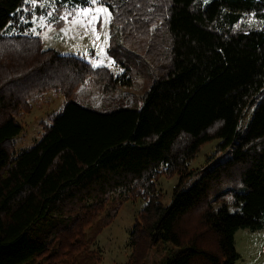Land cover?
Listing matches in <instances>:
<instances>
[{
  "label": "trees",
  "instance_id": "16d2710c",
  "mask_svg": "<svg viewBox=\"0 0 264 264\" xmlns=\"http://www.w3.org/2000/svg\"><path fill=\"white\" fill-rule=\"evenodd\" d=\"M98 1L111 14L112 40L149 38L153 75L134 109L102 113L69 100L85 83L103 95L128 85L127 66L115 75L24 34L32 11L72 12L90 0H0V264H80L135 199L144 205L124 264H148L161 245L169 256L155 264H235V232L264 227V0ZM50 90L68 101L32 147L13 151L15 118ZM213 140V156L230 149V157L183 189ZM175 175L165 203L157 181Z\"/></svg>",
  "mask_w": 264,
  "mask_h": 264
},
{
  "label": "rangeland",
  "instance_id": "374dc122",
  "mask_svg": "<svg viewBox=\"0 0 264 264\" xmlns=\"http://www.w3.org/2000/svg\"><path fill=\"white\" fill-rule=\"evenodd\" d=\"M45 5H48L46 3ZM55 6L42 13L35 14L32 11L31 18L26 20L24 34L37 37L41 40L44 49H52L61 55H72L88 62L92 67L94 63L103 61L98 67H106L113 74H121L124 65L128 67L131 82L128 85L119 86L116 90L103 95L91 83L81 85L69 98L83 107H98L100 112H110L117 109H134L135 100L142 95L151 82L152 66L148 57L149 38L116 37L112 40L110 32L111 15L109 22L104 23L105 17L100 16L96 23L87 26L90 17H77L76 12L83 9L97 7L106 8L98 0L84 8H67ZM33 9V6H32ZM107 9V8H106ZM109 12V11H108ZM51 13V15H49ZM67 17V19H61ZM73 19H82L83 24H73ZM87 26V27H86ZM95 28V33L92 31ZM32 29H35L33 32ZM99 35L100 39H96ZM106 41V42H105ZM104 49V55L100 49ZM110 61L113 62L110 64ZM105 96V100L103 99ZM68 100L58 91L50 90L30 100L31 110L19 114L15 120L22 127L12 143L15 152L32 147L41 137L43 127L51 124L52 117L57 114L62 105ZM252 114V108L248 106L241 118L237 129L246 128ZM217 140L203 144L190 164L192 175L184 182L183 189L190 188L202 174L212 166L227 160L230 157V149L213 156ZM178 176H161L157 181V188L163 194V202H168L173 188L178 184ZM115 205L110 201L107 210ZM144 205L142 199L129 200L122 204L117 216L106 227H103L93 242L87 247V252H81L78 256L80 264H124L130 254L127 246L129 234L134 224V218ZM100 228L98 222L91 224L85 231L86 238ZM234 249L238 254L235 264H264V227L261 229H239L234 234ZM169 245H161L153 248L148 257V264H155L169 256Z\"/></svg>",
  "mask_w": 264,
  "mask_h": 264
},
{
  "label": "snow or ice",
  "instance_id": "6c2138e0",
  "mask_svg": "<svg viewBox=\"0 0 264 264\" xmlns=\"http://www.w3.org/2000/svg\"><path fill=\"white\" fill-rule=\"evenodd\" d=\"M30 2L33 4V6H35L36 0H30ZM90 2L94 4L97 2V0H90ZM49 15H51V13H49ZM110 15L111 14L108 12V10L106 8H102V7H97V8H95L94 11L92 9L88 8V9H83V10L76 12L77 17H84V18L90 17V19L87 20V26L94 25L100 16L105 17L104 23L106 24L109 22L108 18H110ZM61 19H67V17H61ZM72 23L73 24H77V23L83 24L84 21L82 19H73ZM32 31L34 32L35 29H32ZM92 31H93V33H95L94 27H92ZM96 39L97 40L100 39L99 35H96ZM100 54L101 55L105 54L103 48L100 49ZM102 63H103V61H100L99 63H94L93 67H98ZM111 63H113V62L110 61V64Z\"/></svg>",
  "mask_w": 264,
  "mask_h": 264
}]
</instances>
